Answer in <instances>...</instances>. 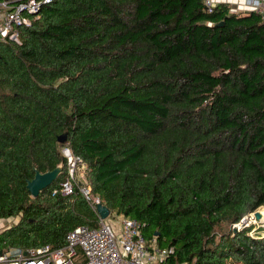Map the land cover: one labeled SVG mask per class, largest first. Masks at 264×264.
<instances>
[{
  "label": "trees",
  "instance_id": "16d2710c",
  "mask_svg": "<svg viewBox=\"0 0 264 264\" xmlns=\"http://www.w3.org/2000/svg\"><path fill=\"white\" fill-rule=\"evenodd\" d=\"M15 3L17 0H0ZM0 42V250L98 226L52 196L68 148L112 215L172 248L160 264H264V16L204 0H38ZM67 134V142L58 139ZM64 172L36 199V171ZM264 231V230H263Z\"/></svg>",
  "mask_w": 264,
  "mask_h": 264
},
{
  "label": "built area",
  "instance_id": "2783aa9c",
  "mask_svg": "<svg viewBox=\"0 0 264 264\" xmlns=\"http://www.w3.org/2000/svg\"><path fill=\"white\" fill-rule=\"evenodd\" d=\"M51 1L45 0V3ZM236 1L264 16V0ZM220 2L225 1L204 0L210 12ZM40 5L38 0L0 1V42L18 41L19 28L31 25L28 15L37 13ZM63 155L67 161V175L52 190V196H83L98 217V226L74 229L59 248L45 246L3 251L0 264H160L173 254L172 248H161L156 240L149 241L144 235V224L135 219L111 214L113 222L110 217L102 220L98 213L102 202L93 192L87 165L68 148L63 150Z\"/></svg>",
  "mask_w": 264,
  "mask_h": 264
},
{
  "label": "water",
  "instance_id": "95a60500",
  "mask_svg": "<svg viewBox=\"0 0 264 264\" xmlns=\"http://www.w3.org/2000/svg\"><path fill=\"white\" fill-rule=\"evenodd\" d=\"M68 135L63 134L59 137L58 142L60 144H64L67 142ZM64 172V165L58 166L55 170L49 171L46 173H40L36 171V175L32 181L28 183V190L32 196V198L36 199L40 196L41 192L46 190L47 188L51 187L63 174ZM98 213L102 220H106L110 217L111 211L109 208H107L105 205H99L98 206ZM254 216L257 220L262 219V214L257 211L254 213ZM250 220V217L245 218L243 222H248ZM3 251L0 250V255H2Z\"/></svg>",
  "mask_w": 264,
  "mask_h": 264
},
{
  "label": "rangeland",
  "instance_id": "374dc122",
  "mask_svg": "<svg viewBox=\"0 0 264 264\" xmlns=\"http://www.w3.org/2000/svg\"><path fill=\"white\" fill-rule=\"evenodd\" d=\"M236 11V10H234ZM259 212L262 214L264 213V208L260 209ZM250 217V220L248 222H241L240 224H236L233 226V229L241 230L243 228H249L251 229V235L256 236L257 234H264V218L263 220H257L254 216V214H251L250 216H247L246 218ZM110 222H113V219L110 217ZM19 219H9V220H3L0 221V232L11 228L13 225L18 224Z\"/></svg>",
  "mask_w": 264,
  "mask_h": 264
},
{
  "label": "crops",
  "instance_id": "0c3cea01",
  "mask_svg": "<svg viewBox=\"0 0 264 264\" xmlns=\"http://www.w3.org/2000/svg\"><path fill=\"white\" fill-rule=\"evenodd\" d=\"M224 1L231 6L232 10H236V12L249 11L243 6L244 3L238 2L236 0H224Z\"/></svg>",
  "mask_w": 264,
  "mask_h": 264
},
{
  "label": "bare ground",
  "instance_id": "6f19581e",
  "mask_svg": "<svg viewBox=\"0 0 264 264\" xmlns=\"http://www.w3.org/2000/svg\"><path fill=\"white\" fill-rule=\"evenodd\" d=\"M263 218H264V213H263ZM263 218H262V220H263Z\"/></svg>",
  "mask_w": 264,
  "mask_h": 264
}]
</instances>
